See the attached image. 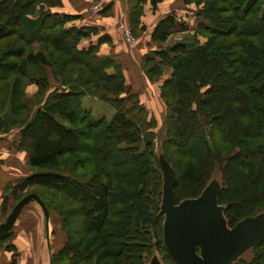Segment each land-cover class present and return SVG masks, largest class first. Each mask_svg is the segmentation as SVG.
Masks as SVG:
<instances>
[{
	"label": "trees",
	"instance_id": "trees-1",
	"mask_svg": "<svg viewBox=\"0 0 264 264\" xmlns=\"http://www.w3.org/2000/svg\"><path fill=\"white\" fill-rule=\"evenodd\" d=\"M161 1L150 0L152 9ZM185 2L196 5L198 24L205 23L197 24L198 33L206 31L210 36L203 45L193 47L189 41L181 40L162 48L176 25L174 16H168L154 27L151 35L160 50L145 54L142 69L151 80H156L166 66L171 68L170 77L161 86L168 138L177 142L175 146L180 150L181 142L195 138L200 140L203 147L202 160L198 166L187 167L180 175L165 155L167 149H163V141L160 142L159 150L177 176L175 203L196 198L210 180L211 160L223 158L224 152L228 151V148L224 150L222 145H218L214 134L221 119H228L227 123L223 122L228 132L223 135L226 136L225 143L233 147L235 153L225 158L218 204L225 207V218L232 227L250 216L246 214L247 211H255L252 216L264 212L261 209L264 207V189L257 196L264 167V0ZM55 5H59L58 0H0V40L12 35L16 37L6 43L4 49L0 47V114L3 113L0 129L20 126L21 145L28 151V166L33 172L20 180L16 188L77 187L81 202V224L90 237L91 247L99 251V255H96L97 264H106L105 261L111 257L109 237L104 233L110 211V174L100 170L99 173L92 172L93 175L88 179H79L89 171L81 172V177L77 178L66 174L64 169L72 161L83 163L76 149L85 138L93 141L97 139L96 134L102 136L103 149L109 145L139 144L142 133L140 120L132 117L129 109L122 104L113 105L115 113L107 121L104 118L94 119L84 109L81 99L89 95L87 85L93 81H96L95 87L102 82L108 85L115 83L111 88L113 93L129 91L125 88L120 66L110 57L98 56L96 47L77 49L80 41L86 39L94 29L66 28V23L76 17H60L44 9ZM139 12L141 7L137 1L130 7L134 33L140 24ZM143 28L140 26L139 30ZM35 45L36 51L32 48ZM54 55L56 58L52 57ZM47 68L63 85L70 83L71 74H76L79 76L78 84L67 91H53L43 101L49 85ZM87 75V80H83ZM30 83L37 87L32 95L33 100L38 98L43 101L34 105L33 111L26 92ZM95 97L115 104L108 96L99 94ZM206 135L213 142L216 141L217 148L203 143ZM215 149L216 153L213 154ZM132 153L124 157L133 160ZM156 160L159 167L158 150ZM103 164L108 162L104 161ZM140 166L145 167V164ZM184 181L185 187L191 189L192 196L179 194ZM140 184L146 186L143 181ZM36 195L49 212L52 208ZM59 213L62 215V212ZM123 214L125 218L122 220L121 238L125 240H121L116 253L118 257L121 254L125 261H117L116 264H142L144 245L139 244L141 241L138 237L145 236L150 240L149 232L144 231L153 230L156 245L164 247L163 239L154 231L157 226L151 205L142 198H130ZM160 216L163 223V215ZM90 221H98V225L91 226ZM11 236L9 233L4 239L8 240ZM66 245L51 255V264L59 262L61 256L65 259L68 257L70 249ZM262 245L264 242L250 251L257 253ZM6 249L11 250L12 247L6 246ZM242 257L235 264H240ZM256 260L257 257L251 264Z\"/></svg>",
	"mask_w": 264,
	"mask_h": 264
},
{
	"label": "rangeland",
	"instance_id": "rangeland-1",
	"mask_svg": "<svg viewBox=\"0 0 264 264\" xmlns=\"http://www.w3.org/2000/svg\"><path fill=\"white\" fill-rule=\"evenodd\" d=\"M199 24L205 23L201 22ZM194 29L195 30L193 33H191V31L189 30L184 35L180 34L179 37H175L173 41L175 40V42H179L181 40H186L189 41L193 47L197 44L203 45L206 42L207 37L210 36V34L206 31L198 33L197 28ZM13 36L14 35L0 40L1 50L4 49L6 43H10L16 38ZM40 45L41 44H38V46ZM32 48H34V50L36 51L37 45ZM52 57L56 58V55ZM163 71L161 76L163 75ZM88 76L89 75L83 78V80H87ZM161 76L158 77L156 80H151L159 83L158 88L160 90V93L158 94V96L160 99L161 106L152 105V107H149L150 102H148L147 100V98L149 97L148 94L145 96L146 101L142 102L143 99L140 98L137 94L129 92H124L123 94L113 93L111 88L112 85L115 83L108 85V83L104 84L102 82L97 84V86L95 87L94 83L96 81H93L92 84L87 85V88L90 91L89 96H93V94H95V96L102 94L106 97L108 96L111 99L112 103L115 102V104L111 105L109 102L106 101L94 100L92 97H86L82 99L83 107L89 110L93 118L96 120L100 118H104L106 119V121L111 119V117L115 113L113 105H124L126 108L129 109L132 117L140 120L142 132L141 141H139V144L137 145H109L104 149L102 147L101 134H96V137L98 138H94V141L91 138H85L81 140L80 144L78 145V148L76 149L79 152L78 156L80 158V161L83 163H80L79 161H72L69 163L68 166H65L66 168L64 169V172L66 174L71 177L77 178L81 177V172L89 171L86 176L81 177L79 179H88L91 175H93L92 172L98 171L99 173L100 170L102 172L106 171V173L109 172L110 174V211L109 217L105 224L104 233L107 237H109L111 257L108 258V261H105L106 264H116L117 261H125V258L122 257L121 254L118 257V253H116V250L120 246L119 244L121 240H125V238H121L122 220L125 218L123 214V209L124 206L129 202L130 198H142L151 205L153 218L157 226L154 231H156L158 233V236H160V239H162V216L159 215L162 176L156 160V151L159 150L160 142L163 141V149H167L165 155L167 156L168 160L171 161L172 165L176 168V172L180 175L183 169L190 166L197 167L202 160L201 156L203 153V147L202 143L198 138L190 140L191 142H181V150L177 146H175L177 142H174L173 140H170L168 138L169 131L167 128L168 124L166 116V107L161 98V86L169 77L163 81L161 79ZM70 77H72V79L70 80L69 84H59L58 88H53L54 84L49 83L47 90H51V92L56 90H69L72 86L78 84L77 81L79 76H77L76 74H71ZM56 80L58 81V79ZM26 92L29 101L32 105L31 111H33V109L35 108L33 106L38 103H42L43 101H40L38 98L36 100H33V93L31 94L29 89H27ZM220 122L221 123L218 125V128L216 129L214 135L217 138L216 141H218V145H222L224 150L228 148V151L224 152L225 156L223 158L221 157V159H219L218 157L213 158V160H211L210 174L212 176H210L222 182L225 158H227L226 156L228 155H233L235 153V149L225 143L226 136L223 135L225 132H228L226 130L225 125L223 124V122L227 123L228 119H221ZM254 133L255 130L253 131V134ZM202 141L206 145H211V148L213 149L214 146L216 148L218 147L216 141H214V145V142L210 138V136L206 135ZM129 153L133 154V160L124 157L126 154ZM215 153L216 149L213 154ZM138 159L140 161H137ZM104 161H107L108 164H103ZM141 162L145 164V167L140 166L142 165ZM103 180L104 183H107L105 179ZM141 181L146 183L145 187H142V185L140 184ZM185 184V181L181 183V190L179 194H182L185 197L192 196V194H190V192H192L191 189L186 188ZM263 189L264 167L262 185L260 190L257 192V196H260V192ZM21 190L23 192L20 197L25 194H29V192H34L40 197H42L43 200H45V202L47 203V205L52 208L49 211L50 213H52V217L50 218V220L53 223H51V225L54 226L57 224L61 227L62 239H64V246L68 243V249L70 250L68 251V257L65 259L61 256L62 259L56 264H97L96 255H99V251L96 250V247H91L90 237L86 234L81 224V213H79V210L81 208V202L79 199L80 193L77 191V187L75 185H72L71 187L67 188L61 187L60 189L25 188ZM2 199L3 200L0 206V208L2 209V212H0V223L5 220L13 206L16 204L14 203V200L16 199L15 197L9 199ZM177 199H179V197ZM261 209H263L264 211V207H262ZM59 212H62V215ZM255 213V211L246 212V214H250V216ZM97 222L90 221L89 225L97 226ZM148 232L150 234V240H148V238L145 236L138 237V240L141 241V243L139 244L144 245L142 264H148L149 258L152 253L156 254L163 264H173L170 258L168 257L167 253L165 252L164 247L156 245V236L153 235V230H146L143 233ZM53 235L54 232L50 229V237H52ZM68 240L70 243L68 242ZM126 241H128V239H126ZM133 243L134 242H129L128 244ZM88 253L91 254L89 255ZM256 257L257 260L254 264H264V245L259 247L257 253L252 251L246 253L240 260V264H251ZM56 258L58 257L56 256Z\"/></svg>",
	"mask_w": 264,
	"mask_h": 264
},
{
	"label": "crops",
	"instance_id": "crops-1",
	"mask_svg": "<svg viewBox=\"0 0 264 264\" xmlns=\"http://www.w3.org/2000/svg\"><path fill=\"white\" fill-rule=\"evenodd\" d=\"M58 1L59 5L43 7L50 14L76 17L66 23V28L94 29L93 33H89L86 39L80 41L77 49L88 50L90 47H96L98 56L110 57L120 66L125 88L129 93L137 94L143 99L142 102L146 101L145 96L148 94L149 107L161 106L158 96L159 83L151 81L142 69L145 54L160 50L159 45L151 39L152 31L161 20L173 15L176 25L162 48L175 42L173 39L180 34L184 35L189 30L193 33L198 24L196 5L186 3L185 0H162L152 9L150 0ZM137 1L141 7V12L138 13L140 24L134 33L131 28L130 7ZM122 26L130 30L135 44L125 41ZM140 26L144 28L139 30ZM171 72V68L166 66L161 79L164 81L170 77ZM47 75L48 84H54L53 88H58L61 81L54 78L49 68ZM27 89L34 94L37 87L30 83ZM49 92L51 90H46L43 101ZM86 97L99 100L89 95L82 99ZM90 115L92 116L91 112ZM20 130V126L0 129V206L2 198L15 197L14 203L20 198L23 191L16 188L17 183L33 172L28 166V151L21 145ZM51 217L52 213L49 212L46 220L43 211L34 202L24 206L10 232L11 238L0 242V264H51V255L64 246L61 227L57 224L52 226ZM50 229L54 232L52 237ZM6 246H11L12 249L7 250Z\"/></svg>",
	"mask_w": 264,
	"mask_h": 264
},
{
	"label": "water",
	"instance_id": "water-1",
	"mask_svg": "<svg viewBox=\"0 0 264 264\" xmlns=\"http://www.w3.org/2000/svg\"><path fill=\"white\" fill-rule=\"evenodd\" d=\"M162 175L159 214L163 215L164 247L176 264H235L245 253L264 242V212L246 217L230 227L225 207L218 204L221 181L211 179L199 196L174 201L176 172L158 150ZM35 202L48 219V210L34 193L21 198L0 223V240L6 238L24 206ZM148 264H163L156 254Z\"/></svg>",
	"mask_w": 264,
	"mask_h": 264
},
{
	"label": "built area",
	"instance_id": "built-area-1",
	"mask_svg": "<svg viewBox=\"0 0 264 264\" xmlns=\"http://www.w3.org/2000/svg\"><path fill=\"white\" fill-rule=\"evenodd\" d=\"M124 39L129 44H135V38L132 36L130 30L122 26Z\"/></svg>",
	"mask_w": 264,
	"mask_h": 264
}]
</instances>
